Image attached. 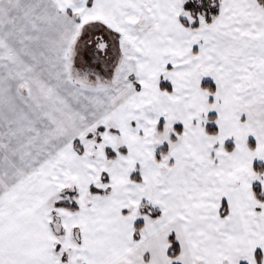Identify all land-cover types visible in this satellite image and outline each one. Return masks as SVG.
<instances>
[{
	"label": "snow or ice",
	"instance_id": "6c2138e0",
	"mask_svg": "<svg viewBox=\"0 0 264 264\" xmlns=\"http://www.w3.org/2000/svg\"><path fill=\"white\" fill-rule=\"evenodd\" d=\"M0 264H264V0H0Z\"/></svg>",
	"mask_w": 264,
	"mask_h": 264
}]
</instances>
